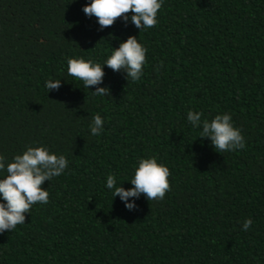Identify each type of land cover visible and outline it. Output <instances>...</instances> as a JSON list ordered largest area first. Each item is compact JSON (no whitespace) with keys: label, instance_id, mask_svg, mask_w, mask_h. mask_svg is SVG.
I'll use <instances>...</instances> for the list:
<instances>
[{"label":"trees","instance_id":"obj_1","mask_svg":"<svg viewBox=\"0 0 264 264\" xmlns=\"http://www.w3.org/2000/svg\"><path fill=\"white\" fill-rule=\"evenodd\" d=\"M89 2L0 0V154L45 145L69 160L44 182L50 202L0 234V264H264V0H164L141 33L122 18L101 29ZM130 36L148 49L140 82L105 67L110 94L96 97L67 75L69 57L103 62ZM189 110L230 113L247 147L217 152ZM147 156L170 169V191L130 211L106 177L131 188Z\"/></svg>","mask_w":264,"mask_h":264},{"label":"clouds","instance_id":"obj_2","mask_svg":"<svg viewBox=\"0 0 264 264\" xmlns=\"http://www.w3.org/2000/svg\"><path fill=\"white\" fill-rule=\"evenodd\" d=\"M163 5L164 0H90L83 7V12L89 18L96 17L101 29L112 26L117 18H122L125 23L131 22L141 33L159 23L158 14ZM147 52L148 49L136 36H130L118 48L112 47L103 62L92 58L69 57L67 75L82 82L83 88L93 96L105 97L110 94L109 88L99 86L104 82L105 67L123 72L129 82L138 83L145 74ZM103 55L104 50L101 49ZM61 83L62 79H48L45 82L47 92L58 91ZM92 86H96L95 90H91ZM203 116L200 111L189 110L187 121L193 129L199 131L200 138L210 139L217 152H236L247 147L242 130L235 126L230 113H218L211 120L202 119ZM104 126L105 119L97 113L88 127L92 136H100ZM68 167L67 156L58 155L45 145L26 146L11 160L0 154V234L14 231L17 225L25 224L26 213L31 214L33 205H47L50 193L43 187L44 182L62 176ZM170 176V169L156 156L141 157L129 181L131 188L118 185L114 174L107 175L106 188L111 191L114 199L119 197L125 207L132 211L136 209V200L141 194L150 201L163 200L170 191ZM252 225L253 219L247 218L243 221L242 230L247 232Z\"/></svg>","mask_w":264,"mask_h":264}]
</instances>
